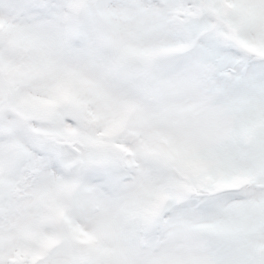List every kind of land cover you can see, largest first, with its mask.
<instances>
[{"label":"snow or ice","instance_id":"obj_1","mask_svg":"<svg viewBox=\"0 0 264 264\" xmlns=\"http://www.w3.org/2000/svg\"><path fill=\"white\" fill-rule=\"evenodd\" d=\"M0 264H264V0H0Z\"/></svg>","mask_w":264,"mask_h":264}]
</instances>
